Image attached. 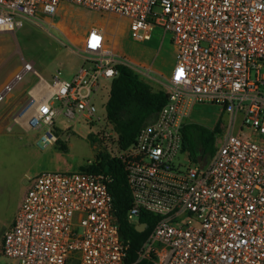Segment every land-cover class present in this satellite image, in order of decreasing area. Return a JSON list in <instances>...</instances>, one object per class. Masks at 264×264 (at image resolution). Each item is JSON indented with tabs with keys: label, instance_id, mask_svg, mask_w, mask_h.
Returning a JSON list of instances; mask_svg holds the SVG:
<instances>
[{
	"label": "built area",
	"instance_id": "obj_1",
	"mask_svg": "<svg viewBox=\"0 0 264 264\" xmlns=\"http://www.w3.org/2000/svg\"><path fill=\"white\" fill-rule=\"evenodd\" d=\"M68 5L127 19L136 42L161 29L176 56L167 102L122 149L107 111L98 115L95 97L104 80L117 77V65L136 64L115 52L105 30L92 26L82 40H70L83 59L71 80L60 70L47 80L33 62L23 61L0 90V103L27 73L38 81L9 129L36 131L45 149L58 140L53 127L60 115L101 124L100 139L115 144L112 157L127 172L128 219L137 223L143 211L158 217L138 261L264 264V0H0V34L26 22L55 27L54 18ZM206 103L220 106L226 119L204 166L182 146L194 105ZM112 180L81 169L38 173L4 232L3 264H126L130 243L120 235Z\"/></svg>",
	"mask_w": 264,
	"mask_h": 264
},
{
	"label": "rangeland",
	"instance_id": "obj_2",
	"mask_svg": "<svg viewBox=\"0 0 264 264\" xmlns=\"http://www.w3.org/2000/svg\"><path fill=\"white\" fill-rule=\"evenodd\" d=\"M66 7L67 12L60 10L58 17L54 18L59 30L47 21L26 22L23 28L15 33L0 34V90L21 69L24 60L33 62L35 69L47 80H51L58 70L61 71V78L71 80L83 64V59L76 53L77 46L71 41L78 42L79 33L92 24L106 29L111 17L115 21L114 24L120 19L116 15L102 14L75 5ZM104 19H107L106 23H103ZM107 31L113 42L115 43L117 38L116 43L119 40L125 50L123 54L116 45L115 52L130 58L136 64L134 70L139 77L154 90L165 89L170 73L162 70L161 60L171 59L172 47L164 32L156 29L150 40L136 42L131 39L129 29L124 38L121 37V29ZM147 67H152V71H148ZM261 73L264 76V67ZM37 81L33 73H27L12 93L0 103V245L4 232L11 225L32 179L38 173L55 170L75 172L94 164L100 154L115 155V144L100 139L101 124H91L84 119L74 123L60 115L53 127V133L57 135L58 140L45 149L38 147L39 134L36 131L18 126H13L10 130L12 116L18 104ZM110 88L111 82L104 80L95 97L100 117L106 114ZM17 93H22L20 98L9 100ZM224 119L226 117L220 106L206 103L194 105L188 121L211 131L219 129L221 133L220 125L224 123ZM186 159L185 155L181 156V160ZM3 263L4 259L0 258V264Z\"/></svg>",
	"mask_w": 264,
	"mask_h": 264
},
{
	"label": "trees",
	"instance_id": "obj_3",
	"mask_svg": "<svg viewBox=\"0 0 264 264\" xmlns=\"http://www.w3.org/2000/svg\"><path fill=\"white\" fill-rule=\"evenodd\" d=\"M118 75L111 82L110 94L106 103L108 120L119 135L122 149L129 148L141 127L153 119L168 99L165 89L154 90L142 80L134 69L127 65H117ZM219 129L209 130L190 122L183 128V151L197 161L202 157L211 159L216 151ZM93 173H105L113 180L109 191L114 199V208L121 238L130 243L126 264H149L138 261V252L153 229L158 217L143 211L137 223L128 219L132 206V195L128 185L127 172L121 159L109 154H100L99 159L90 166L82 167ZM138 224H146V229L139 232Z\"/></svg>",
	"mask_w": 264,
	"mask_h": 264
},
{
	"label": "crops",
	"instance_id": "obj_4",
	"mask_svg": "<svg viewBox=\"0 0 264 264\" xmlns=\"http://www.w3.org/2000/svg\"><path fill=\"white\" fill-rule=\"evenodd\" d=\"M68 7H64V8H62L61 10H63V11H65V12H67V9ZM60 12V11H59ZM57 17H58V14H57ZM109 18V17H108ZM107 18V19H108ZM112 18L113 17H111L110 18V23L107 25V28L105 29L104 27H100V28H102L103 30H105V32L107 33V37H108V43L110 44V46L115 50V46L117 45V48H119L120 50H121V52L123 53V54H125V50H124V48H123V46L121 45V42L118 40V43H116V41H117V38H116V41H115V43L113 42V40L111 39V37H110V35H109V33H108V29L110 30V31H117V30H119V29H121L122 30V34H121V37H126L127 36V33H128V25H129V22H128V20L127 19H124V18H120L119 20H118V23L120 24H114V20H112ZM107 19H104L103 20V23H106L107 22ZM54 23H55V28L56 29H58L59 30V28L57 27V21H54ZM93 26H94V24H92ZM92 25H91V27H92ZM90 26H88L87 28H86V30L84 31V32H82V33H79V35L77 36V40H82V38L85 36V34H86V32H87V30L88 29H90L91 28ZM97 27H99V26H97ZM167 39H168V41H169V43H170V46L172 47V57H171V59L170 60H168V61H165V60H161V63H162V70H165L166 72H168V73H170L171 72V70H172V67H173V65H174V51H175V49H173L174 47H173V45L171 44V42H170V39H169V37L168 36H166V35H164ZM114 38V37H113ZM121 39V38H120ZM0 51H2L1 50V47H0ZM130 59V58H129ZM143 65H146V64H143ZM149 67V66H148ZM147 67V68H148ZM152 68V67H151ZM153 69V68H152ZM28 92V91H27ZM22 93H17V94H15V95H12L11 97H10V99L9 100H11L12 98H15L16 99V97H19L20 98V96L19 95H21ZM18 98V99H19ZM22 98V97H21ZM27 99V95L24 97V98H22V100L20 101V103L18 104L19 106L23 103V102H25V100ZM18 101V100H17ZM9 103V102H8ZM17 105V106H18ZM18 106V107H19ZM12 122V121H11ZM6 127V126H5ZM22 202V201H21ZM21 204V203H20Z\"/></svg>",
	"mask_w": 264,
	"mask_h": 264
},
{
	"label": "water",
	"instance_id": "obj_5",
	"mask_svg": "<svg viewBox=\"0 0 264 264\" xmlns=\"http://www.w3.org/2000/svg\"><path fill=\"white\" fill-rule=\"evenodd\" d=\"M198 162H203L204 166L207 165V162H208V158L207 157H202V159H198L197 160ZM139 232H143L144 230L143 229H139L137 228Z\"/></svg>",
	"mask_w": 264,
	"mask_h": 264
},
{
	"label": "bare ground",
	"instance_id": "obj_6",
	"mask_svg": "<svg viewBox=\"0 0 264 264\" xmlns=\"http://www.w3.org/2000/svg\"><path fill=\"white\" fill-rule=\"evenodd\" d=\"M77 41H80V40H77Z\"/></svg>",
	"mask_w": 264,
	"mask_h": 264
}]
</instances>
